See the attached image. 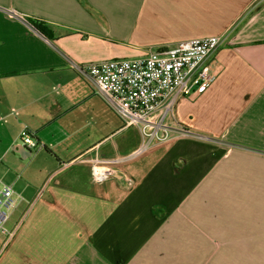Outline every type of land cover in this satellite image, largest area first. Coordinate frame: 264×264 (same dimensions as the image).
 Masks as SVG:
<instances>
[{"label": "crops", "instance_id": "crops-1", "mask_svg": "<svg viewBox=\"0 0 264 264\" xmlns=\"http://www.w3.org/2000/svg\"><path fill=\"white\" fill-rule=\"evenodd\" d=\"M214 36L215 79L174 112L210 139L121 162L141 135L72 64ZM95 161L111 181L93 182ZM5 186L0 264H264V0H0Z\"/></svg>", "mask_w": 264, "mask_h": 264}, {"label": "built area", "instance_id": "built-area-1", "mask_svg": "<svg viewBox=\"0 0 264 264\" xmlns=\"http://www.w3.org/2000/svg\"><path fill=\"white\" fill-rule=\"evenodd\" d=\"M223 41V36L194 39L141 58L72 64L124 125L141 135L139 147L121 162L135 160L154 147L180 138L210 139L183 126L174 112L181 98L199 94L213 82L215 74L208 61ZM20 138L31 150L43 147L27 129ZM91 175L96 184L109 182L115 176L113 169L97 161ZM13 194L12 186L0 189V228L4 231L9 213L3 208L10 210L16 205Z\"/></svg>", "mask_w": 264, "mask_h": 264}, {"label": "trees", "instance_id": "trees-1", "mask_svg": "<svg viewBox=\"0 0 264 264\" xmlns=\"http://www.w3.org/2000/svg\"><path fill=\"white\" fill-rule=\"evenodd\" d=\"M34 26H35V28H36L37 30H39L41 33L45 34V30H44L41 26H39V25H37V24H34Z\"/></svg>", "mask_w": 264, "mask_h": 264}, {"label": "rangeland", "instance_id": "rangeland-1", "mask_svg": "<svg viewBox=\"0 0 264 264\" xmlns=\"http://www.w3.org/2000/svg\"><path fill=\"white\" fill-rule=\"evenodd\" d=\"M140 158V157H139ZM138 159V158H137ZM137 159H135V160H137ZM132 161H134V160H132ZM132 161H129V162H132ZM128 163V162H127ZM3 211H6V209L5 208H3ZM4 227H5V224H4Z\"/></svg>", "mask_w": 264, "mask_h": 264}]
</instances>
